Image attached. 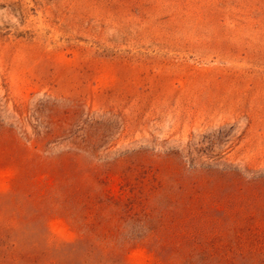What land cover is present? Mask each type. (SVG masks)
I'll return each instance as SVG.
<instances>
[{
  "label": "rangeland",
  "instance_id": "rangeland-1",
  "mask_svg": "<svg viewBox=\"0 0 264 264\" xmlns=\"http://www.w3.org/2000/svg\"><path fill=\"white\" fill-rule=\"evenodd\" d=\"M0 264H264V0H0Z\"/></svg>",
  "mask_w": 264,
  "mask_h": 264
}]
</instances>
